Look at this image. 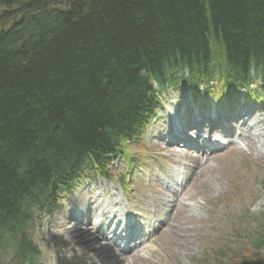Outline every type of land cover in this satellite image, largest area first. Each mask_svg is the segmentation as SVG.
<instances>
[{"label": "trees", "instance_id": "16d2710c", "mask_svg": "<svg viewBox=\"0 0 264 264\" xmlns=\"http://www.w3.org/2000/svg\"><path fill=\"white\" fill-rule=\"evenodd\" d=\"M1 10L11 11L0 19L3 237L22 233L72 165L139 125L151 77L264 75V0H0ZM252 261L242 264H264Z\"/></svg>", "mask_w": 264, "mask_h": 264}, {"label": "rangeland", "instance_id": "374dc122", "mask_svg": "<svg viewBox=\"0 0 264 264\" xmlns=\"http://www.w3.org/2000/svg\"><path fill=\"white\" fill-rule=\"evenodd\" d=\"M4 25H7V22H4ZM167 127L168 123L166 120L159 123L154 133L155 137L153 138V141L156 144L162 145L161 140H158L157 136L159 133H163ZM254 131L256 133L264 134V123L256 127ZM150 138L151 136L147 134V139ZM262 141L264 142V137H262ZM233 157L234 161H232ZM261 157L264 159V154H259L258 158ZM240 160L241 158L236 157L233 153H228L218 158H210V168L207 170L208 180L206 181L210 188L209 196L203 200H186L183 195L186 191L189 192L192 187L193 181L190 179L184 190L177 194V200H179L182 205H189L192 208L194 216L189 219L176 216L175 220L179 229H175L174 227L166 229L167 227L164 226L160 232L158 231V233L149 240V243L146 246L147 249L142 253V256L146 257L149 263L140 264H191L192 260L200 255L206 246L211 245L213 238L221 234V227L218 226L216 221L220 219L221 216L222 218H225V209L217 207L214 203L209 204V201L207 200L211 199V201L214 202L216 197L218 198L226 195L228 193L227 189H230L231 191L233 184L236 183L235 179L241 164ZM261 161L263 162V160ZM230 162L234 163L233 170H229L228 165ZM154 165L158 167L156 171L148 168L145 171V176H139L140 182L134 187V194L137 198L136 203L140 205L142 209L155 211L157 220L162 221L168 216V214L166 209H161L162 204L160 203V200H169V198L163 196L162 193H155L152 186L154 184L160 185L161 183H169L173 185L175 183H173L172 180H176L179 175H177L172 169H164L159 161ZM117 166L122 167L120 161L117 162ZM256 172L257 171H255V173ZM159 174H161V178H159ZM262 177H264V164L259 169L254 186L248 184L242 189V201H246V193L252 189L248 194V200L250 201L248 208L251 206V213H255L256 215L264 212V192L261 189H257V183ZM143 179H146L147 182H143ZM148 184L150 185L148 186ZM255 186L256 188H254ZM193 198L194 197H192V199ZM77 199L78 198H75L73 202L75 203ZM153 201H158L159 209L152 208V206L155 207ZM123 204L129 212L133 210L130 205L128 207L126 203L123 202ZM244 211L245 207H242L237 209L236 213L243 214ZM69 220L68 213H65L62 218H60V216L57 217L55 226L59 230L62 238L70 244L69 247L74 249H82L84 246L86 247V244L84 246L82 245V237L77 232L79 231L77 228L78 226L75 225L74 221ZM55 235L53 224H51L45 233L46 241L49 244H52L56 239ZM45 245L47 246V244ZM251 254L253 253L251 252ZM65 257L67 256L65 255ZM67 262L68 264H72V258L67 260ZM88 263L91 264L92 262ZM45 264L53 263L45 260Z\"/></svg>", "mask_w": 264, "mask_h": 264}, {"label": "bare ground", "instance_id": "6f19581e", "mask_svg": "<svg viewBox=\"0 0 264 264\" xmlns=\"http://www.w3.org/2000/svg\"><path fill=\"white\" fill-rule=\"evenodd\" d=\"M205 42H206V48L211 47V45L209 44V42L206 39H205Z\"/></svg>", "mask_w": 264, "mask_h": 264}]
</instances>
